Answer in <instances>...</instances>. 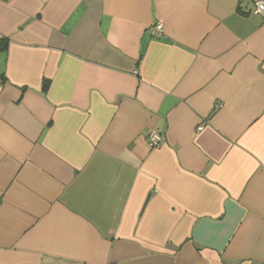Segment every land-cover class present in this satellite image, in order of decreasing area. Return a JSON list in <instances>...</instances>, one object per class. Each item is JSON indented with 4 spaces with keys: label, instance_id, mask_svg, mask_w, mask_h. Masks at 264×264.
I'll list each match as a JSON object with an SVG mask.
<instances>
[{
    "label": "crops",
    "instance_id": "1",
    "mask_svg": "<svg viewBox=\"0 0 264 264\" xmlns=\"http://www.w3.org/2000/svg\"><path fill=\"white\" fill-rule=\"evenodd\" d=\"M254 1L0 0V264H264Z\"/></svg>",
    "mask_w": 264,
    "mask_h": 264
},
{
    "label": "built area",
    "instance_id": "2",
    "mask_svg": "<svg viewBox=\"0 0 264 264\" xmlns=\"http://www.w3.org/2000/svg\"><path fill=\"white\" fill-rule=\"evenodd\" d=\"M253 13L264 16V0H255L254 1ZM162 31H163V25L162 24H157L156 26H154L153 33L155 36H159ZM3 38H4V36L0 32V40ZM202 129H203V126L198 127V130H202ZM148 141L152 147L159 146L161 141H162L161 133H159L156 130L151 131L148 134Z\"/></svg>",
    "mask_w": 264,
    "mask_h": 264
}]
</instances>
